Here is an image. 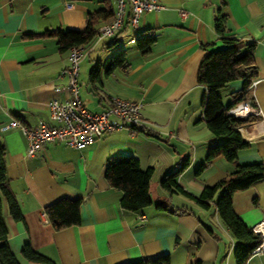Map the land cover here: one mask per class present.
I'll return each instance as SVG.
<instances>
[{"label": "crops", "instance_id": "obj_1", "mask_svg": "<svg viewBox=\"0 0 264 264\" xmlns=\"http://www.w3.org/2000/svg\"><path fill=\"white\" fill-rule=\"evenodd\" d=\"M159 2L162 7L146 10L137 28L129 23L127 6L121 28L111 36L114 41L104 44L114 45L125 35H130V44L139 36H153L146 52L136 43L125 48V66L112 72L101 69L100 78L90 80L92 68L107 55L80 65L78 75L79 94L89 109H104L108 102L104 96L142 101L145 126L106 131L82 149L64 141L45 142L29 156L23 131L6 124L13 117L30 126L43 120L53 123L49 101L68 95V79L61 71L68 64L69 50H61L56 34L47 31L83 30L89 13L103 8L115 13L117 2L0 0V138L9 184L24 217L14 219L5 199L3 214L7 242L22 264H38L23 256L27 242L57 264H121L165 253L170 254L169 264H237L236 240L216 208L220 191L204 207L162 187L161 180L186 162L176 180L199 196L205 186L234 170L235 163L223 155L206 162L209 148L224 137L207 127L202 108L205 88L197 75L207 52L224 45L214 24L221 10L227 17L226 35L254 43L257 71L247 91L243 92V78L222 87L223 103L244 95L264 111V0ZM113 17L99 20L96 27ZM132 37L135 41H130ZM101 40L87 44H94L88 54ZM209 43L213 45L207 47ZM240 131L250 145L239 152L238 162L264 163V116L245 121ZM130 155L142 168L153 167L152 202L141 210L124 208L122 190L105 175L111 162ZM62 197L82 198L81 222L56 229L45 206ZM233 207L250 227L262 220L264 180L236 192ZM247 264H264V250L252 253Z\"/></svg>", "mask_w": 264, "mask_h": 264}, {"label": "trees", "instance_id": "obj_2", "mask_svg": "<svg viewBox=\"0 0 264 264\" xmlns=\"http://www.w3.org/2000/svg\"><path fill=\"white\" fill-rule=\"evenodd\" d=\"M115 15L112 9H99L89 13L85 29H67L66 31L48 30L49 34H56L61 50H69L74 45H87L96 37V25L99 20H105ZM215 28L224 45L210 49L201 61L197 81L205 88L202 100L203 116L207 127L214 135L223 136L224 139L212 145L206 157V162L219 155L235 163V168L226 177L214 185H207L199 196H195L176 180L178 174L186 164L184 162L177 170L168 173L161 180V186L173 192H181L204 207H208L220 191L216 199V208L219 216L229 227L236 240L234 256L237 264H247L254 248L260 243L261 235L256 233L252 227L240 217L233 207V197L238 191L245 190L255 183L264 180V163H240L239 152L248 148L250 143L242 136L240 127L247 120L236 118L228 113V109L242 100H250L237 96L230 104L224 105L221 88L230 81L243 78V92L247 91L251 80L256 77L255 45L245 44L236 37L226 35L227 17L219 10L214 19ZM153 36L143 35L136 39L138 48L146 52ZM212 43L206 46H211ZM127 63V52L125 49L117 51L113 56L104 61H98L90 71V80L100 78L101 69L106 72L125 66ZM252 101V100H250ZM203 163L198 171L205 166ZM106 178L111 185L122 190L121 205L130 210H141L152 202L149 186L153 175V167L146 169L141 167L140 161L135 156L117 158L111 162L106 169ZM8 204L9 213L16 220L23 219V210L19 204L16 194L10 187L7 176L5 146L0 138V264H22L15 253L11 250L7 238L9 228L3 214V200ZM82 198L62 197L45 206L46 215L56 229H61L81 222ZM22 254L29 261L38 264H57L48 255L36 250L30 242L25 243ZM170 254L165 253L153 258L131 260L121 264H169Z\"/></svg>", "mask_w": 264, "mask_h": 264}, {"label": "built area", "instance_id": "obj_3", "mask_svg": "<svg viewBox=\"0 0 264 264\" xmlns=\"http://www.w3.org/2000/svg\"><path fill=\"white\" fill-rule=\"evenodd\" d=\"M117 9L113 19L101 24L95 41L113 36L122 26L127 6L130 8L129 23L137 28L141 15L149 9H159V0H116ZM186 15V11H182ZM130 41H135L132 37ZM94 47L74 45L69 48L68 64L61 74L68 79V95L64 99L53 98L49 101L50 117L53 123L40 121L35 126L23 123L20 119L11 118L5 127H18L28 140L27 154L34 155L45 142L64 141L71 147L82 149L95 141L106 131L128 127L133 131L145 126L143 118L144 103L125 99L119 96H104L107 105L100 111L89 109L79 94L78 75L82 59ZM255 83L251 80L249 86ZM228 113L236 118L247 120L250 117H263L261 106L250 100H242L228 109ZM252 229L261 235L260 243L253 253L264 250V218L253 225Z\"/></svg>", "mask_w": 264, "mask_h": 264}, {"label": "rangeland", "instance_id": "obj_4", "mask_svg": "<svg viewBox=\"0 0 264 264\" xmlns=\"http://www.w3.org/2000/svg\"><path fill=\"white\" fill-rule=\"evenodd\" d=\"M136 33V31H132V35ZM130 35H125V36H121L118 37L117 42L119 43V45H117L118 43H115V46H119L117 49H113L115 48L114 45H108V46H104L105 43L108 42H112L114 41L113 37H106L104 39H102L100 42H98L95 46V49H93L88 56H86L84 59H82L81 64L82 66H84L85 64H87L88 61H91V59L93 58H106V56H113L117 51L121 50V48H127V50L130 49V47L134 46L136 47V43H131L128 42L127 40L129 39ZM125 44V45H124ZM124 45V46H123ZM92 110H95V108Z\"/></svg>", "mask_w": 264, "mask_h": 264}]
</instances>
